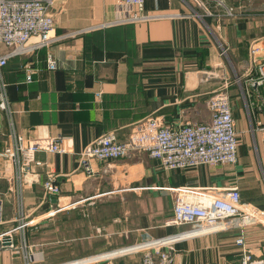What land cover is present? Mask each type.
<instances>
[{
    "label": "crops",
    "instance_id": "crops-1",
    "mask_svg": "<svg viewBox=\"0 0 264 264\" xmlns=\"http://www.w3.org/2000/svg\"><path fill=\"white\" fill-rule=\"evenodd\" d=\"M118 4L55 0L50 14L61 39L49 49L8 60L4 79L15 128L29 138L61 136L66 152L38 153L45 165L22 195L12 183L14 167L7 166V172L0 156V233L16 226L21 208L31 221L28 248L21 253L1 250L0 264H27L28 253L34 264H140V252L124 251L191 229L168 225L174 204L170 188L238 187L243 203L264 210V82L255 87L256 71L247 74L250 47L256 43L264 48V0H207L216 17L204 20L113 24ZM146 10L204 15L190 0H148ZM76 31L81 33L65 37ZM48 52L63 66L47 70ZM27 64L35 68L30 83ZM224 78L233 82L236 164L166 170L159 160L139 153L94 161L92 178L80 168L78 153L85 146L111 131L125 141L146 118L163 117L173 128L209 122V99ZM7 130L8 120L0 112V154ZM48 174L55 176L59 195L46 193ZM240 236L244 248L236 243ZM14 242L20 243L19 234ZM245 252L264 257L263 225L187 237L174 246L175 264H242Z\"/></svg>",
    "mask_w": 264,
    "mask_h": 264
},
{
    "label": "built area",
    "instance_id": "built-area-1",
    "mask_svg": "<svg viewBox=\"0 0 264 264\" xmlns=\"http://www.w3.org/2000/svg\"><path fill=\"white\" fill-rule=\"evenodd\" d=\"M55 0H0V112L8 120L7 145L0 154L6 168L14 167L12 183L22 195L24 188L36 183L37 170L45 163L37 158L38 153L63 155L61 136L40 135L25 137L17 131L13 122V109L8 96V84L4 79V69L13 56H24L39 49L51 48L61 38L55 33V21L50 14ZM148 0H119L118 17L113 24H137L163 18L216 17L207 0H190L192 5L203 10L200 15L195 10L188 14H173L166 11H147ZM229 15L232 9H227ZM76 31L65 37L78 36ZM2 48L8 51L3 53ZM223 49L222 54H226ZM264 48L254 44L249 49L247 74L256 71L252 85L258 87L264 82ZM63 64L50 52L47 53L46 69L57 70ZM26 82L30 83L35 73L32 64L25 65ZM240 83V79H238ZM233 82L224 78L222 85L209 99L211 119L209 122H188L177 128L170 127L163 117L153 116L135 124L125 141H120L116 132H108L93 140L79 153V165L88 178L95 176L94 161L107 162L147 153L159 160L166 170H188L201 166L234 165L238 160L239 139L236 121L230 101V88ZM99 96V95H98ZM264 131V128H261ZM8 166V167H7ZM5 175V173H4ZM46 193L59 195L60 187L55 176L48 174L44 181ZM173 195V216L168 220L170 226H191V229L173 236L148 239L124 252L141 253L140 264H175L174 246L183 238L196 237L227 231L232 228H247L252 225L264 226V210L242 202L238 187L231 188H170ZM41 219L36 221V225ZM31 225L25 211L21 208L16 226L0 233V251L9 248L15 253L28 248L27 230ZM19 234L20 243L14 242ZM236 243L244 248L245 238L240 236ZM34 255L26 254L27 264H34ZM83 260L76 264H83ZM75 263V262H72ZM68 264V263H67ZM242 264H264V257L254 258L245 252Z\"/></svg>",
    "mask_w": 264,
    "mask_h": 264
},
{
    "label": "rangeland",
    "instance_id": "rangeland-1",
    "mask_svg": "<svg viewBox=\"0 0 264 264\" xmlns=\"http://www.w3.org/2000/svg\"><path fill=\"white\" fill-rule=\"evenodd\" d=\"M259 226H261V225H259Z\"/></svg>",
    "mask_w": 264,
    "mask_h": 264
}]
</instances>
